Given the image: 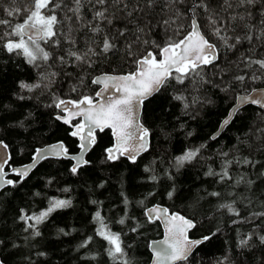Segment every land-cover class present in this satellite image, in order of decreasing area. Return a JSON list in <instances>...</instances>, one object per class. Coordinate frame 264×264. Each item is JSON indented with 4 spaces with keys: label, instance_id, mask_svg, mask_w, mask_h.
Returning <instances> with one entry per match:
<instances>
[{
    "label": "snow or ice",
    "instance_id": "1",
    "mask_svg": "<svg viewBox=\"0 0 264 264\" xmlns=\"http://www.w3.org/2000/svg\"><path fill=\"white\" fill-rule=\"evenodd\" d=\"M258 5V12L254 13ZM86 7L92 14L90 19L84 13ZM0 12L3 13L0 15V52L9 58H22L24 64L36 72L35 79L17 80L12 93L16 102L36 101L32 109L17 115V105L0 103V198L24 189L45 161H67V172L73 177H83L88 169L94 168L89 154L97 145V132L105 129H111L114 143L103 150L100 163L117 165L127 160L137 164L142 154L150 150L153 134L152 128L141 120L145 101L162 89L172 87L171 98L182 107L183 115L196 119L197 106L213 103L203 87L209 85L228 96L231 104L208 141H217L223 130L237 121L245 122L249 107L258 111L247 119L243 134L226 150H219L215 159L212 155L205 159L204 151L209 146L206 141L195 147H184L175 155L153 158L144 166L145 175L140 180L151 183L153 189L137 203L143 208L148 223L162 220L166 225L165 239L149 245L153 264H182L194 249L220 231L217 228L200 239H191L188 233L197 226L193 219L170 213L159 204L149 207L146 203L157 195L156 187L162 182H166V197L176 198L180 193L178 177L188 165L205 161L203 176L220 186V190L204 188L201 197L215 200V212L229 214L233 225L264 223V201H260V210H250L247 216L242 215L240 207L252 209L257 181L264 183V52L259 51L264 49V0H26L22 5L9 0L7 7L0 2ZM17 18L20 22H14ZM116 21L126 22L116 28ZM128 25L133 28L129 29ZM155 29L165 33L167 38L163 45L151 38ZM81 31L85 36L83 47L78 46L77 33ZM208 32L219 44L212 42ZM181 33V38L174 39ZM120 40L124 42V56L132 58L134 70L91 75L88 70L107 62L109 54L121 52ZM245 44L248 47L240 51ZM228 52L239 54L234 61H228ZM69 67L78 70L76 82L69 91L76 93L86 89L90 78L92 85L99 86L94 96L81 93L71 99L58 94L57 78L62 73L73 76L66 71ZM209 68L218 71L209 75L205 71ZM217 76L219 83L215 82ZM189 84L199 96L186 94ZM61 125L65 126L67 135L76 140L77 151L73 152L63 139L44 142V137L54 135ZM160 132L169 143L174 133L182 132L185 137L193 135L192 131L185 130V122L178 128L172 126L171 130L161 126ZM5 134L19 138L22 146L17 151L20 154L26 147L32 149L29 163L18 167L10 163L13 156ZM33 140L41 142V146L30 143ZM207 160L213 163L207 164ZM216 160H219L218 167L213 166ZM42 181L43 187L33 185L23 193L21 204L25 203V198L27 204L16 209L13 221L20 226V231L11 238L6 233L0 234V264H7L5 250L22 246L27 247L28 252L19 264H47L48 251L37 247L41 239H46L41 226L46 225L54 213L72 208L73 202L71 198L49 195L44 190L52 188L55 176L42 177ZM121 183H124L123 176ZM107 184L108 179L101 178L90 192L94 194L95 189H104ZM241 188L243 192L239 191ZM57 191L69 194L72 188L64 186ZM119 198L123 215L115 221L105 211L103 200L88 201L94 208L90 216V222L95 225L93 234L84 236L73 249L83 250L84 261H97L101 255H106L111 264H133L129 255L131 244L124 239L127 233L123 229L113 231L112 224L127 226L134 221L128 229L131 233H140L142 225L128 214L132 201L123 187ZM201 198H197V204ZM45 201L46 206L39 207ZM258 227L240 234L236 242L239 259L225 255L217 264H245L246 258L252 256L249 250L264 246V231L257 230ZM76 231L78 229L57 227L55 242L63 243L61 237H71ZM97 238L103 241V252L93 251ZM255 264H264V257Z\"/></svg>",
    "mask_w": 264,
    "mask_h": 264
},
{
    "label": "trees",
    "instance_id": "2",
    "mask_svg": "<svg viewBox=\"0 0 264 264\" xmlns=\"http://www.w3.org/2000/svg\"><path fill=\"white\" fill-rule=\"evenodd\" d=\"M3 7H7L9 0H0ZM18 5L26 3V0H16ZM68 2V0H65ZM259 5L253 9V12H258ZM84 13L87 18H91V12L86 7ZM0 15H3L0 12ZM7 18V17H5ZM14 22H20L17 18ZM126 21H116V28L123 27ZM129 29L133 28V25H128ZM115 31V28L113 29ZM212 42L219 44V41L215 40L213 36L207 33ZM168 35H171L169 33ZM180 36H175L174 39H179ZM80 47L84 46L85 36L84 33H77ZM152 39H155L158 43L163 45L166 41V35L160 29H155ZM131 39V37H129ZM123 40L118 41V46L121 48V52L116 55H110V59L107 62L98 63L94 70H88L91 75H97L100 72H112L125 73L134 70V64L132 58L125 57L123 54ZM248 46L245 44L240 51H244ZM153 51L158 49L153 48ZM223 52V50H221ZM260 52H264V49H259ZM239 53L228 52L226 59L228 61H234ZM17 64L21 67H17ZM223 66V59L221 61ZM67 72L73 73L72 77L64 76L63 73L57 78V84L55 90L58 94L77 98L81 93L86 95H93L98 90L97 85L90 83V78L87 81V88L78 90L76 93L69 91L70 86L75 83V74L78 71L76 68L69 67ZM206 72L211 75L212 72L218 71L216 69H205ZM36 72L28 65L24 64L22 58H9L6 53L0 52V103L2 104H14L16 114L20 115L33 108L36 101L16 102L12 93L15 91L16 81L19 79H35ZM228 79V77H225ZM215 82L219 83V77H216ZM174 83V82H173ZM181 87V86H176ZM188 92L193 97L200 95L195 91L192 86L187 85ZM204 89L207 90L208 95L213 100L212 104L204 105L199 108V114L196 119H191L188 116L183 115L182 107L171 96L173 88L162 89L160 93L155 94L152 98L147 100L144 105L143 122L147 126L152 128V138L150 150L143 153L138 159L137 164H130L127 160H122L117 165H102L100 163L103 158V150L106 147H110L113 144V137L110 130L104 132H98L97 145L93 151L89 154V158L92 159L94 168L88 169L83 177H73L67 172L69 162H56L45 161L36 169L29 180L28 185L21 191H16L8 197L0 198V234L6 233L11 238L15 233L20 231V226L13 223L16 209L18 207L26 206L25 203L21 204V198L25 191L32 189V186L43 187L42 177L49 175L56 177V182L52 188L44 189L49 195H62L64 198H71L73 207L64 209L53 214L52 219L46 225H42V231L46 239H41L38 248H44L48 251L47 264H111V261L106 255H101L97 261L86 262L82 259L83 250L76 252L73 249L86 235H92L95 225L90 222L91 213L94 208L88 203L90 199H101L105 202V211L112 218L113 221L123 215V205L119 203V191L123 187L129 194V199L132 204L128 208V214L135 218V221H139L142 225L140 233H131L128 229L132 226L134 221H130L127 226H121L113 223V231H119L123 229L127 235L124 237L126 243L131 244L129 252L130 259L133 264H149L151 259V252L149 249V243L152 239H157L162 236V227L159 221L148 223L143 214V208H141L137 201L146 195L148 191L153 189L151 183L141 182V176L145 175L143 168L153 158L159 159L165 155H175L180 152L181 149L187 146H198L201 143L208 142V148L204 151L205 159L209 155L215 159V154L221 150H226L234 141L235 138L243 134L245 124L248 118H251L256 111L255 108L249 107L245 112V122L237 121L228 129H225L220 138L217 141H208V137L216 131L220 121L227 113L228 107L231 104V100L223 92L213 88L209 85H204ZM45 97H41L44 100ZM42 111H52L51 109H41ZM179 118V120L177 119ZM47 119V117H43ZM181 122H185V130L192 131L191 137H185L182 132L174 133V139L169 143L165 140L164 136L160 132L161 126H164L168 130H171L172 126L179 127ZM43 127V125H39ZM6 142L10 145V151L13 159L10 162L13 166L26 163L31 160V148L26 147L23 154H20L17 149L22 146L18 137L14 134H5ZM63 139L75 152L76 140L67 135L65 126L61 125L59 130L54 135L49 134L44 137V142L50 143ZM30 143L36 146H41L39 141H30ZM212 160H207V164H212ZM203 165V166H202ZM219 160L213 164L214 167H218ZM205 161H201L200 164L188 165L183 170L182 174L178 177V187L180 189L179 195L169 200L164 194L166 182H162L160 186L156 187L157 195L146 201L147 205L154 203H161L169 207L170 211H180L186 216L192 218L197 226L191 231V236L202 237L209 235L211 232L220 229L219 232L210 240L200 245L194 253L188 258L187 261L182 264H217L225 255L239 259L237 253L240 251L236 248V242L241 233L249 232L254 227H258L257 230L264 231V223L260 221H254L253 223H244L233 225L231 220L233 219L226 212L221 215L215 212V200L213 198L203 199V189L207 188L212 190L216 188L220 190V186L214 185L210 178H205L203 172L205 171ZM124 178V183H121V177ZM101 178H107L108 184L104 189H95V193L92 194L90 189H93L95 183ZM64 186L72 188V192L69 194H61L57 189ZM243 192V188L239 189ZM197 198H201L199 204L196 203ZM252 199L255 201V206L252 209H248L243 205H240L242 215L247 216L249 211L260 210V201H264V183L257 181V185L252 194ZM46 201L41 203L39 207H45ZM57 227H67L69 229L75 228L78 231L74 232L71 237H61L63 243L55 242V233ZM15 228V232H13ZM239 229V231H237ZM103 241L97 238L95 245H93V251H101V245ZM252 253L251 257L246 258L245 264H255V261L261 257H264V246H258L249 250ZM28 252V248L22 246L20 249H8L5 250L4 255L7 257V264H19L23 261L25 254ZM44 260L45 258H40Z\"/></svg>",
    "mask_w": 264,
    "mask_h": 264
},
{
    "label": "water",
    "instance_id": "3",
    "mask_svg": "<svg viewBox=\"0 0 264 264\" xmlns=\"http://www.w3.org/2000/svg\"><path fill=\"white\" fill-rule=\"evenodd\" d=\"M118 74H122V73H118ZM98 90H99V86H98ZM68 98H71V97H68ZM151 98V97H150ZM71 99H76V98H71ZM147 101V100H146ZM145 101V102H146ZM145 105V104H144ZM143 111H144V107H143V109H142V116H141V120H142V122H143ZM105 130H110L111 131V129H105ZM224 131V130H223ZM99 132V131H98ZM98 132H97V135H98ZM111 134H112V137H113V143H114V136H113V133H112V131H111ZM56 141H53V142H50V143H55ZM112 146V145H111ZM11 162V161H10ZM30 161H28V162H26V163H23V164H27V163H29ZM21 165V164H20ZM20 165H18V166H20ZM18 166H16V167H18ZM154 204H159V205H161L162 207H165V208H168L169 209V207L168 206H166V205H164V204H161V203H154ZM154 204H152V205H154ZM152 205H149V207L150 206H152ZM169 212L171 213V212H177V213H179L180 215H183V216H185V217H188V216H186L185 214H183L182 212H180V211H170V209H169ZM188 218H190V217H188ZM192 219V218H191ZM159 221V223H160V225H161V227H162V236L160 237V238H157V239H153V240H151V242H150V244L152 243V242H154V241H162V240H164L165 239V237H166V225H165V223L162 221V220H158ZM193 230V229H192ZM191 230V231H192ZM191 231H189V233H188V235H189V238H191V239H200L201 237H193V236H191ZM196 249H194V251H195ZM151 251V250H150ZM194 251H193V253H194ZM152 253V252H151ZM192 253V254H193ZM191 254V255H192ZM190 255V256H191ZM189 256V257H190ZM153 261H154V257H153V254H152V257H151V260H150V262H149V264H153Z\"/></svg>",
    "mask_w": 264,
    "mask_h": 264
},
{
    "label": "bare ground",
    "instance_id": "4",
    "mask_svg": "<svg viewBox=\"0 0 264 264\" xmlns=\"http://www.w3.org/2000/svg\"><path fill=\"white\" fill-rule=\"evenodd\" d=\"M152 97H153V96H152ZM152 97H151V98H152ZM149 99H150V98H149ZM149 99H148V100H149ZM146 126H147V125H146ZM19 165H20V164H19ZM15 166H18V165H15ZM152 240H153V239H152ZM150 242H151V241H150ZM149 245H150V243H149ZM149 249H150V248H149ZM150 252H151V251H150ZM151 254H152V253H151ZM151 257H152V255H151ZM150 260H151V259H150Z\"/></svg>",
    "mask_w": 264,
    "mask_h": 264
},
{
    "label": "rangeland",
    "instance_id": "5",
    "mask_svg": "<svg viewBox=\"0 0 264 264\" xmlns=\"http://www.w3.org/2000/svg\"><path fill=\"white\" fill-rule=\"evenodd\" d=\"M210 33V32H209ZM211 34V33H210ZM214 37V36H213ZM214 39L216 40V38L214 37Z\"/></svg>",
    "mask_w": 264,
    "mask_h": 264
}]
</instances>
